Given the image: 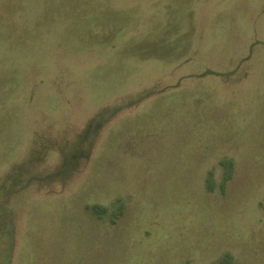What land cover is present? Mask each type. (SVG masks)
I'll return each instance as SVG.
<instances>
[{
	"label": "rangeland",
	"instance_id": "rangeland-1",
	"mask_svg": "<svg viewBox=\"0 0 264 264\" xmlns=\"http://www.w3.org/2000/svg\"><path fill=\"white\" fill-rule=\"evenodd\" d=\"M0 264H264V0H0Z\"/></svg>",
	"mask_w": 264,
	"mask_h": 264
}]
</instances>
